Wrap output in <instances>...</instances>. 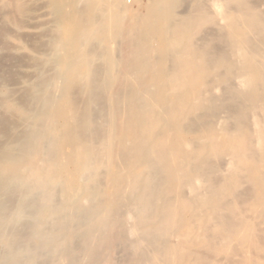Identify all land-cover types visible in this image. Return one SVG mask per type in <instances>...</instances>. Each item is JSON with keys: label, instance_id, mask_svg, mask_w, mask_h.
Listing matches in <instances>:
<instances>
[{"label": "bare ground", "instance_id": "1", "mask_svg": "<svg viewBox=\"0 0 264 264\" xmlns=\"http://www.w3.org/2000/svg\"><path fill=\"white\" fill-rule=\"evenodd\" d=\"M136 2L48 0L0 61V264H264V0Z\"/></svg>", "mask_w": 264, "mask_h": 264}, {"label": "rangeland", "instance_id": "2", "mask_svg": "<svg viewBox=\"0 0 264 264\" xmlns=\"http://www.w3.org/2000/svg\"><path fill=\"white\" fill-rule=\"evenodd\" d=\"M8 1V0H7ZM17 0H14V1H11V0H9L8 1V5L5 7L4 5H3V2H2V0H0V26H4L6 29H8L10 32H11V34L12 35H15V36H12V35H10L7 39H4V35H3V37H2V32H3V30H6V29H4L3 27H0V38H3V40L2 39H0V47H2V43L3 44H5L6 43V45H8V47L7 48H12V47H14V48H12V49H10L9 48V50H7V48L5 49V48H0V61L2 62V64L7 68L8 66L11 68V69H13V67L15 68V70L13 69V70H11L9 67H8V69H7V71H9V69L11 70V72H13L14 73V71L15 72H19L20 74L22 73V75H20L19 73L17 74V78L16 79H14V80H9L8 81V84H9V86L11 87V88H15V89H19V88H21L22 86V88L21 89H23L24 88V85L26 84V81L25 80H28V79H30V78H32V76H33V74L35 73V69L33 68V67H31V62H32V55H34L35 54V52H36V54L38 55V51L36 50V46L34 45V41L35 40H39L40 38H41V36L43 35V34H41V33H45L44 31H46L47 32V30H49V29H51L52 27H53V24L51 23L50 25L49 24H47V25H39L38 24V20L37 19H35V18H37L38 17V15H42V14H45V13H47L46 11H48V8L46 7V4H47V1L48 0H24V2H25V5H23L24 4V2H22L23 0H19L20 1V4H21V6H22V9L24 8V6H27V8L29 9V12L26 10V12H27V14H26V12L24 11V9L22 10L21 9V11L20 10H18L17 8H16V6H15V2H16ZM46 1V2H45ZM125 1V3H126V5H128L129 7H133V8H136V7H138L139 5H137L138 4V2H136V0H124ZM12 4H11V3ZM142 2L144 3L145 2V0H142ZM2 3V4H1ZM9 6V7H8ZM3 7H5V8H3ZM45 8H47V9H45ZM3 9V10H2ZM25 9H26V7H25ZM31 9H32V12H31ZM140 9H141V7H140ZM3 12H2V11ZM34 10V11H33ZM44 10H45V12H44ZM5 11H6V13H5ZM10 11H11V13H10ZM25 13H24V12ZM9 12V13H8ZM23 14H25V15H22V13ZM4 13H5V16H4ZM28 13H30V15L28 16ZM3 14V15H2ZM34 14V15H33ZM10 15H11V17H13V19H11V17H10ZM22 15V16H21ZM33 15V16H32ZM37 15V16H36ZM3 16V17H2ZM9 17L8 19H9V21H6V19H5V17ZM27 16V17H26ZM35 16V17H34ZM21 17H26V18H21ZM49 18L51 17L50 15L48 16ZM32 18V19H31ZM42 18V17H41ZM5 21H4V20ZM17 19H20L19 21L17 20ZM12 20V21H11ZM21 20H24V21H21ZM12 22V25H11V22ZM27 21H28V23H27ZM36 21H37V23H36ZM2 22H3V24L5 23V22H7V24L5 25H2ZM17 25V22H20V24H18L20 27H18V25H17V27H14V26H16V25H13L14 23ZM23 22H25V23H23ZM27 26H26V25ZM8 25V26H7ZM22 25V26H21ZM23 26H25V27H23ZM37 26V27H36ZM49 26V27H48ZM41 27V28H40ZM47 27L49 28V29H47ZM43 29V30H42ZM47 29V30H46ZM20 30V31H19ZM15 31V32H14ZM23 31V35L21 34V32ZM18 32H20V33H18ZM41 32V33H40ZM2 33V34H1ZM18 33V34H17ZM26 36H25V35ZM10 38V39H9ZM25 38H26V40H25ZM11 40V41H10ZM23 40V41H22ZM33 40V41H32ZM123 40H125V39H123ZM123 40H121V42L123 41ZM26 41V42H25ZM126 41V40H125ZM124 41V42H125ZM123 42V44L121 43V45H120V47H123V49H121L120 48V50H121V52L123 53L124 51H127L128 52V49L126 48V47H129L128 46V43H127V41L124 43ZM26 43H27V45H26ZM33 44V45H32ZM125 45H127L126 47H124ZM16 46H18V47H16ZM19 46H22V47H20L19 48ZM95 46H97V48L98 49H100V46L97 44L96 45V43H95ZM125 48V49H124ZM15 50V51H12V50ZM5 50H7V51H5ZM18 51V52H17ZM23 53H22V52ZM28 51H29V53H28ZM33 51V52H32ZM9 52V53H8ZM13 52H15V53H13ZM120 52V53H121ZM119 53V54H120ZM126 53L124 52V54H120V56H122V55H125ZM2 55H4V56H2ZM22 55V56H21ZM28 55L29 56H31V57H28ZM36 55V56H37ZM16 57L17 58H19L20 60H24L23 62L24 63H19V64H17L16 62H14V60H16ZM21 57V58H20ZM28 57V58H27ZM40 57H43V55L41 54L40 55V53H39V55H38V58H40ZM8 58V59H7ZM11 58V60H9ZM29 58H31V60H29ZM101 58V59H100ZM28 59V60H27ZM96 60V62L94 63L95 65H93L95 68V70L97 71V68H101V72H100V70L98 71V75L99 76H102L103 75V70H104V67H105V62L103 61V59H102V57H96L95 58ZM4 60H6L5 62H4ZM31 61V62H30ZM30 62V63H29ZM102 62V63H101ZM15 64V65H14ZM30 65V66H29ZM17 66V67H16ZM29 68H31V69H29ZM30 70V71H29ZM9 73V72H8ZM10 74V73H9ZM19 75V76H18ZM97 75V76H98ZM21 76V77H20ZM20 80H21V82H20ZM18 81V82H17ZM19 85H21V86H19L18 87V84ZM23 84V85H22ZM117 85H115L116 87H118L119 86V83L117 82L116 83ZM114 86V87H115ZM119 89V88H118ZM117 89V90H118ZM115 90H116V88H115ZM116 90V91H117ZM100 98V99H99ZM96 99H97V101H96V103H95V106H96V104H98L97 105V108L98 109H102L103 108V103H104V94H101V93H99V95L96 97ZM99 101V103H97ZM100 103H102V104H100ZM100 105V106H99ZM102 107V108H101ZM97 108L95 107V109L97 110ZM2 110H1V106H0V112H1ZM98 111V110H97ZM119 250V249H118ZM118 250H117V252L116 253H114V255H113V258H115L116 257V259H115V261L114 262H116V264H117V260H118V263L119 262H121L122 263V261H119V259L120 260H123L124 258H125V256H123L122 254H125L124 252H123V250L122 249H120L121 250V252H118ZM119 257V259H117L118 257ZM124 257V258H123ZM122 258V259H121ZM114 260V259H113ZM124 261V260H123ZM120 264V263H119Z\"/></svg>", "mask_w": 264, "mask_h": 264}]
</instances>
